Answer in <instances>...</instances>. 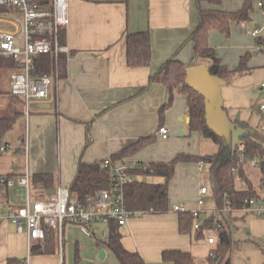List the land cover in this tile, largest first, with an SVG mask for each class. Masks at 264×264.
<instances>
[{
  "label": "crops",
  "instance_id": "1",
  "mask_svg": "<svg viewBox=\"0 0 264 264\" xmlns=\"http://www.w3.org/2000/svg\"><path fill=\"white\" fill-rule=\"evenodd\" d=\"M243 4V0L201 2L203 8L230 12H237ZM255 7L264 14V3L258 6V0H253L248 19L231 22L229 34L216 29L210 30L207 39L221 64L228 70L236 69L243 59L246 60L245 70L234 73L221 86V89L225 87L231 90L223 92V106L232 121L238 115V120L248 125L249 137L264 148L262 136L253 127L258 116L257 112L255 115L256 106L252 102H259L258 114L264 116L259 109L260 104L264 103L261 89L264 81V27L254 36L252 31L257 27L250 28L248 24L257 15L264 18V15L256 14ZM67 16L68 24L58 33V40L61 46L68 48V52L60 54L64 55L61 71L58 66L59 56L55 62L59 77L51 97L32 102L26 112L23 100L10 95L8 88L2 84L3 75L11 68L0 71V90L3 91L0 93V118L15 116L11 129L16 127L22 145H17L13 136H9L11 141L6 140L8 131L5 133L0 146L4 147L0 149V177L15 179L27 173L30 181L28 187H9L0 183V264H7L9 258L21 260L22 264H71V255L73 263L77 264L80 258L77 246L88 262L121 264L106 244L108 221L105 234L99 238L95 233V229L101 225L99 220L92 222L91 234L77 223L66 222L61 240L53 230L54 237L49 252L30 253V247L42 240L29 241L26 231H17L6 215L27 200L42 201L51 195L49 189L32 182L31 175L53 174L54 189H69L80 159L86 163H96L151 133H156V140L126 158L127 162L136 164L169 161L180 152L203 154L198 151L199 143L195 146V143L191 144V138L181 140L177 137H188L192 132L189 130V122L185 121L188 115L184 96L175 97L166 111L163 126L168 129V135L162 138L157 134L158 110L166 102L168 91L155 82L141 90L147 84L149 76L173 55L189 67L199 64L208 68L210 65L207 59H196L194 44L188 39L198 22L195 0H68ZM143 30H148L150 35V62L146 66H128L125 33ZM49 56L52 74L55 65L53 57ZM252 74V82L262 80L259 92L253 90V94L248 93L244 85V76L248 78ZM236 82H239L237 86L240 87L236 88V95L240 97L238 101L233 91ZM259 127L264 131V124L260 123ZM197 135L201 136L199 133ZM204 169L207 173L205 177L210 181L207 163L200 168L195 162H180L176 165L168 185V209L173 203L183 204L188 209L197 207L199 189L205 185L193 184L200 183ZM246 169L247 173L251 172L249 164ZM262 170L258 169L260 190L254 187L248 173L254 190L259 193H263L260 185ZM130 176L133 179L134 176ZM147 176L160 182L152 174ZM138 177L136 176L137 179ZM183 179L188 183L185 187L182 185ZM188 186L194 187V194L190 197L186 193ZM210 189L215 207L211 185ZM167 212L168 210L164 213L146 212L134 220L129 218L126 224L118 227L123 247L139 253L146 264H173L161 259L164 249H179L193 256L189 247L198 238L193 239V235L188 233L187 239L181 240L178 237L181 234L178 233L177 212ZM225 229L230 234L227 255L231 264V232L228 228ZM214 231L218 233L217 229ZM92 236L96 242L91 240ZM263 245L264 240L260 245L264 253ZM98 254L103 262L99 261ZM209 256H213L212 252L204 257L205 264H210ZM193 258L195 264H199L197 258Z\"/></svg>",
  "mask_w": 264,
  "mask_h": 264
},
{
  "label": "trees",
  "instance_id": "2",
  "mask_svg": "<svg viewBox=\"0 0 264 264\" xmlns=\"http://www.w3.org/2000/svg\"><path fill=\"white\" fill-rule=\"evenodd\" d=\"M219 3L222 0H195L197 9V25L189 36L194 46V55L197 60L207 59L209 73L216 75L225 82L234 74L245 70L246 60H242L234 70H228L221 64L214 49L208 43V32L216 29L224 34H229L231 22H240L249 18V11L252 8L253 0H243V7L237 12L225 11L222 9L203 8L201 2ZM264 1V0H262ZM64 28V27H63ZM62 28H60L59 32ZM126 41V62L128 66H146L151 57V40L148 30L125 33ZM64 62V55H59L58 66L61 71ZM51 59L48 54L38 56L34 61L33 74H50ZM199 65V64H197ZM17 63L9 57L0 56V71L6 68H15ZM190 68L178 60L175 55L164 62L160 68L149 76L147 84L141 90H145L152 83L163 85L168 91V97L158 110V127L164 125L166 111L170 108L176 95L185 98L186 112L189 118V130L197 132L202 136L211 139L217 150L212 154H189L180 152L169 161H156L149 163H136L128 174L134 176L130 182L124 184V202L127 209L141 211L142 213H164L168 210L167 196L168 185L172 179L175 167L180 162L202 161L209 164V177L212 194L215 199V208L221 210L225 204L232 209L241 208L246 200L258 196L247 173V158L257 156L264 158L263 146L249 137L248 125L242 120H236V125L243 131L239 136L245 144L243 159L237 152V146L231 148L222 136H218L206 124L203 97L192 89L185 82L186 70ZM3 91L0 90V93ZM226 110V108L224 107ZM15 121V116L0 118V146L3 143V136L9 131ZM156 133L145 135L135 143L109 155L111 162L126 161V158L133 156L156 140ZM88 141V139H87ZM89 142V141H88ZM106 159V158H105ZM105 159L96 163H86L81 159L77 163L76 173L69 185L70 195H76L77 200L86 203L95 194L110 184L109 167L104 166ZM264 166V164H263ZM237 168L241 182L237 183L236 175L232 169ZM152 174L161 177L160 182H149L137 179L136 176ZM32 182L41 184L45 189L54 188V176L50 173L31 175ZM226 202V203H225ZM178 231L180 233L192 234L194 239L202 236L203 230L209 228L218 230V240L214 248L213 256L210 257V264H229L228 250L230 244L229 231L221 224L218 228L213 222V217H205V223L199 229H194V217L188 211L177 212ZM109 222V231L106 244L120 261L121 264H146L141 255L135 251H128L121 243L119 225L115 221ZM45 235L41 243L30 247V253L39 254L49 252L53 241L54 232L52 228L44 226ZM214 256L217 260L214 261ZM163 261L173 264H195L194 258L189 252L179 249H164L161 252ZM22 261L16 258H9L7 264H20ZM22 264V263H21Z\"/></svg>",
  "mask_w": 264,
  "mask_h": 264
},
{
  "label": "built area",
  "instance_id": "3",
  "mask_svg": "<svg viewBox=\"0 0 264 264\" xmlns=\"http://www.w3.org/2000/svg\"><path fill=\"white\" fill-rule=\"evenodd\" d=\"M264 1L258 0V6ZM68 0H0V56L12 58L17 67L3 75L2 84L9 90V94L23 100L28 112L32 102L45 100L52 96L59 72L56 66L57 57L67 53L68 48L61 46L58 40L60 28L68 24L67 16ZM260 28H255L252 35L256 36ZM51 55L54 59L52 74H33L35 59L42 55ZM264 96V81L261 83ZM259 109L264 114V103ZM262 129H264L262 127ZM157 134L162 138L168 135V129L161 126ZM237 152L241 159L244 156L245 144L242 139L236 142ZM0 149H4L2 146ZM247 164L250 167L263 168L261 171L260 185L263 193L246 200V204L238 209H232L228 205L219 210L205 209L202 196L207 193L205 186L200 187V196L196 200L197 207L188 209L183 204H173L175 212L188 211L194 217V229H199L205 223V217H213V222L218 228L222 223L213 212L215 211H239L245 214L261 216L264 218V158L257 156L248 157ZM199 168L204 162L199 161ZM109 167L110 184L107 188L99 190L94 198L81 203L76 195H70L67 188H56L46 200L30 201L17 206L7 213L6 218L12 222L17 231H26L30 240H41L45 235L44 226L55 230L58 239L61 240V232L66 222L79 224L82 229L91 234L92 222L95 220L115 221L119 226L126 224L132 215H140L141 211H131L126 208L124 202L123 187L130 182L132 177L128 171L135 164L127 161L111 162L107 157L103 163ZM236 175V181L241 182L237 168L232 169ZM29 175L27 173L15 179L0 177V183L9 187L22 185L28 187ZM209 243H214L213 237L207 238ZM264 250V245L262 246Z\"/></svg>",
  "mask_w": 264,
  "mask_h": 264
},
{
  "label": "rangeland",
  "instance_id": "4",
  "mask_svg": "<svg viewBox=\"0 0 264 264\" xmlns=\"http://www.w3.org/2000/svg\"><path fill=\"white\" fill-rule=\"evenodd\" d=\"M256 11V14H263V11H261V9H259L258 7H255L254 9ZM256 16V15H255ZM249 27L250 28H261L264 27V18L257 15V17H254L253 19H251L250 22H248ZM253 74L251 76H249L248 78H246V76H244V85H245V89L246 91H248V93L253 94V90H255V92H259V88H260V83H261V79L258 80L257 82H252V77ZM237 84H239V82H236V87L235 89H233L234 93H235V99L236 101H238L240 99V97L238 95H236L237 93V89H240L239 86H237ZM228 91H231L229 88H227ZM225 87H223L221 90V94L223 96V92H226L227 90ZM250 89V90H249ZM178 95H176L175 97H177ZM174 97V99H175ZM256 101V100H255ZM253 105L256 106L254 112L256 115L257 112V116H258V120L256 122V124L254 123L253 126L254 129L262 136V139L264 140V131H262L259 127V124H264V116L261 117L260 113L258 114L257 111V106L259 105V102H252ZM244 108V107H243ZM243 113L245 114V110H243ZM13 136L14 139H16V144L17 145H21V138H19L20 136H18V134L16 133V127H13V129H11L10 131H8L5 135V139L8 141L10 140V137ZM177 137H179L181 140H183L184 138H191V144L193 145L195 143L196 144H200V146L198 147V151H200L203 154H211L214 153L217 149V145L209 138H206L204 136H198L197 132L192 131L190 136L188 137H183L180 135H177ZM186 139V140H187ZM150 153H148L149 155ZM191 167V166H190ZM192 168V167H191ZM251 172H248L250 175V178L253 182V185L255 188L260 190V186H259V172H258V168L256 167H250ZM253 172V173H252ZM206 171L205 169L203 170V174L202 177L200 179V183L198 182L193 184V186H198L199 184H203L205 185V187L208 189V192L206 194H204L202 196V199L205 202V209L208 210H213L215 209V207H213V201H212V196H211V189H210V181L208 179V177H205ZM204 175V176H203ZM154 177L152 176H139L138 179H143L146 181H155L153 179ZM158 178L160 181L162 180L161 177H155ZM155 182H159L158 180H156ZM187 182L184 181L183 179V183L182 185L185 187L187 186ZM32 186V185H31ZM188 186L187 188V195L188 197H190L191 195L194 194V187ZM197 189V187H196ZM262 190V188H261ZM31 192H32V187H31ZM262 192V191H261ZM174 204V203H173ZM172 204V205H173ZM172 205L170 207V209H168V212H172L174 213L175 211L172 210ZM214 215L217 217V219H219L222 223V225L225 228H228L231 232V238H232V245L230 248V262L231 264H264V253L261 250V242L262 240H264V219H262L261 216H253L252 214H245L243 212H239V211H231V212H225V211H215L213 212ZM176 214V212H175ZM244 215V217H243ZM140 215H132L131 217H129L131 220H134L136 217H138ZM128 218V219H129ZM127 219V220H128ZM98 222H100V226L98 228L95 229V233H96V237H102L105 234V229L107 227L106 225V221L104 220H99ZM181 235H178L179 238L182 239H187V235L188 233H180ZM193 234V233H192ZM211 236L214 238L215 242L218 240V235L216 233V231L211 230V229H204L203 230V234L201 238H198L196 240H194V243L192 244L190 248V251L192 252L193 256H195L197 258V262L200 264H205L204 260L210 252H214V248L216 247V244L214 242V244H208L207 243V237ZM66 238V237H65ZM77 239H79V235L77 234ZM194 239V238H193ZM68 240V239H67ZM91 240L93 242H96V239L92 236ZM100 242V241H99ZM65 247V251H66V243L64 245ZM77 250H78V254H79V260L77 262V264H94V262H88L87 260H84L81 252H80V248L77 246ZM74 251V250H73ZM111 256H113V260L115 262L116 258L114 255L111 254ZM97 257L100 259V262H103L99 256V254L97 255ZM71 258V264L73 263V257L72 255L69 257ZM118 264V262H117Z\"/></svg>",
  "mask_w": 264,
  "mask_h": 264
},
{
  "label": "water",
  "instance_id": "5",
  "mask_svg": "<svg viewBox=\"0 0 264 264\" xmlns=\"http://www.w3.org/2000/svg\"><path fill=\"white\" fill-rule=\"evenodd\" d=\"M185 82L203 97L207 126L218 136H222L226 143L234 149L243 130L234 122L238 120V115L232 121L224 109L221 95V86L224 84V80L209 73L206 66L196 65L186 70ZM185 121L189 122V118H185ZM54 191V188L48 190L50 194H53ZM214 260H217V256L214 257Z\"/></svg>",
  "mask_w": 264,
  "mask_h": 264
}]
</instances>
